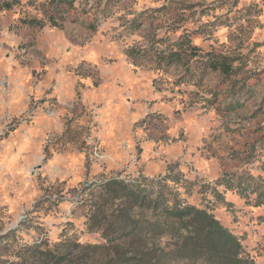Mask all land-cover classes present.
I'll use <instances>...</instances> for the list:
<instances>
[{
  "label": "rangeland",
  "instance_id": "obj_1",
  "mask_svg": "<svg viewBox=\"0 0 264 264\" xmlns=\"http://www.w3.org/2000/svg\"><path fill=\"white\" fill-rule=\"evenodd\" d=\"M49 2L0 0V264L26 236L104 243L93 184L166 176L264 264V0H74L59 27ZM182 39L200 49L186 65L147 58ZM224 59L230 76L211 71Z\"/></svg>",
  "mask_w": 264,
  "mask_h": 264
},
{
  "label": "trees",
  "instance_id": "obj_2",
  "mask_svg": "<svg viewBox=\"0 0 264 264\" xmlns=\"http://www.w3.org/2000/svg\"><path fill=\"white\" fill-rule=\"evenodd\" d=\"M4 7L10 9L11 4ZM45 11L55 27L79 16L74 0H50ZM31 23L43 25L38 20ZM178 46L169 54L150 56L136 48L128 54L135 65H140V58L155 59L158 70L186 65L187 59L199 55L200 49L188 39H182ZM210 68L226 76L234 73L226 59L211 62ZM172 179L114 178L93 184L91 198L83 204L89 208L87 232L101 233L104 243L82 244L65 237L51 247L42 240L22 246L17 253L19 261L5 264H252L243 256L240 239L213 214L183 201L170 187L169 182L178 183L177 178ZM1 240L10 243L7 235Z\"/></svg>",
  "mask_w": 264,
  "mask_h": 264
},
{
  "label": "clouds",
  "instance_id": "obj_3",
  "mask_svg": "<svg viewBox=\"0 0 264 264\" xmlns=\"http://www.w3.org/2000/svg\"><path fill=\"white\" fill-rule=\"evenodd\" d=\"M36 3H37V5H41V4H46L47 3V0H36ZM262 7H264V5H262ZM38 15H40L41 17L43 16V14L42 13H39ZM45 30H47V29H45ZM140 39V37L139 36H134V37H132V40H139ZM5 42H7V41H5ZM123 43V42H122ZM124 47H129L130 46V42L129 43H127V44H124L123 45ZM63 131H64V129L63 128H57L56 129V133H63ZM55 134V133H54ZM82 139H86V137H83ZM89 143H91V140H89L88 141ZM131 170V169H130ZM25 241L27 242V243H29V244H31L32 243V239L30 238V237H25Z\"/></svg>",
  "mask_w": 264,
  "mask_h": 264
}]
</instances>
